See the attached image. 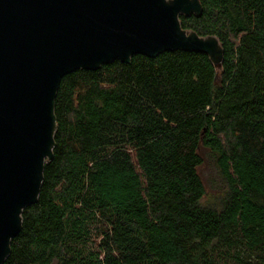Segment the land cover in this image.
Returning a JSON list of instances; mask_svg holds the SVG:
<instances>
[{"label": "trees", "instance_id": "trees-1", "mask_svg": "<svg viewBox=\"0 0 264 264\" xmlns=\"http://www.w3.org/2000/svg\"><path fill=\"white\" fill-rule=\"evenodd\" d=\"M205 53L65 75L39 199L4 264H264V0H201ZM213 160L223 185L208 196Z\"/></svg>", "mask_w": 264, "mask_h": 264}, {"label": "water", "instance_id": "water-1", "mask_svg": "<svg viewBox=\"0 0 264 264\" xmlns=\"http://www.w3.org/2000/svg\"><path fill=\"white\" fill-rule=\"evenodd\" d=\"M202 11L201 0H0V264L53 159L62 78L176 50L205 53L220 69L219 38L182 26Z\"/></svg>", "mask_w": 264, "mask_h": 264}, {"label": "rangeland", "instance_id": "rangeland-1", "mask_svg": "<svg viewBox=\"0 0 264 264\" xmlns=\"http://www.w3.org/2000/svg\"><path fill=\"white\" fill-rule=\"evenodd\" d=\"M205 183L207 184L208 196H216L223 185V180L218 173L216 165L210 157H206L205 165L202 169Z\"/></svg>", "mask_w": 264, "mask_h": 264}]
</instances>
